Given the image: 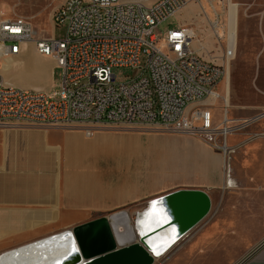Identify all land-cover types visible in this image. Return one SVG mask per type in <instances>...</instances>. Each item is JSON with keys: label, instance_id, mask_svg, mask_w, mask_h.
<instances>
[{"label": "built area", "instance_id": "built-area-1", "mask_svg": "<svg viewBox=\"0 0 264 264\" xmlns=\"http://www.w3.org/2000/svg\"><path fill=\"white\" fill-rule=\"evenodd\" d=\"M185 5V0L151 5L65 0L53 14V23L64 32L61 39L39 38L29 21L0 14V60L19 56L22 44L33 43L38 55L62 71L58 88L51 91L23 89L0 76V128L76 130L87 138L100 131L191 136L222 155L229 176L235 152L229 137L264 113L237 123L225 110L220 123H214L203 104L225 99L217 93L224 66L195 50L198 35L192 29H170L159 44L160 25ZM118 68L135 69L138 76L117 82Z\"/></svg>", "mask_w": 264, "mask_h": 264}, {"label": "crops", "instance_id": "crops-1", "mask_svg": "<svg viewBox=\"0 0 264 264\" xmlns=\"http://www.w3.org/2000/svg\"><path fill=\"white\" fill-rule=\"evenodd\" d=\"M49 1L33 16L17 18L29 21L35 31L34 22L38 15H46V23H52L54 11L65 0ZM122 1L151 5L156 0ZM231 2L236 7L237 58L241 54L249 81L253 65L258 61L264 62V0ZM5 6L0 4V14L12 19L8 17ZM35 56L44 58L37 53ZM49 74L51 76V68L47 65L44 75L47 77ZM233 85L232 73L228 77L226 74L224 95L227 98ZM256 88L264 95V83ZM262 105L258 103L252 108L264 109ZM251 134L256 135L251 139L248 135H233L228 139L231 147L243 144L235 149L234 169L230 159L228 177L233 181L227 184L222 155L191 136L177 135L183 139L190 154L187 171L169 178L151 179L146 177L140 163V153H135L138 148L133 149L135 160L128 148L117 157L102 150H86L107 138L136 137L130 132L100 131L87 138L84 132L76 130L0 128V258L9 251L27 247L57 233L73 231L102 217L109 218L120 212L126 213L128 218L140 216L149 207V202L179 190L203 191L212 204L225 202L227 186H233L234 182V189L238 188L245 176H248L250 184L251 203L248 208L251 209L248 212L253 218L251 222H258L255 229L264 232V133L260 134L256 129ZM237 209L242 213L241 206ZM207 219L188 234L205 224ZM260 239L262 242L252 247L260 246L264 235ZM244 264H264V246Z\"/></svg>", "mask_w": 264, "mask_h": 264}, {"label": "rangeland", "instance_id": "rangeland-1", "mask_svg": "<svg viewBox=\"0 0 264 264\" xmlns=\"http://www.w3.org/2000/svg\"><path fill=\"white\" fill-rule=\"evenodd\" d=\"M48 1L0 0V4L4 3L6 5L4 9L7 10L8 17L17 19V16H33ZM57 2L55 3L57 4ZM185 2L186 5L176 17L160 25L157 31L160 39L159 44H163V37L170 29H175L178 26L192 29L198 35L194 46L199 48L204 45L205 49L202 55L207 59H215L216 63L223 65L225 77L226 71L227 77L232 73L234 85L229 98L224 95V78L217 89V93L225 99L211 98L203 104L211 109L214 123H220L225 110L228 111L230 119L237 123L248 121L259 114H263L264 109L256 110L252 106L258 103L264 104V97H262L264 95L256 88L261 87L264 83V62L258 61L253 65L251 79L248 81L246 78L247 72L244 71L245 68L242 65L241 54L237 58L235 52V58L232 59L227 56L229 46L227 37V25H229L228 4L229 2L232 3L231 0H200L199 2L197 0H185ZM36 19L38 20L34 24L39 38L61 39L63 37V30L56 27L53 22L46 23V15H38ZM217 22L218 28L214 30L217 31L218 29L219 36H215L211 26L212 23ZM235 36L237 42V34ZM35 53L33 43H24L21 45L19 56L13 57L12 60H0V76L3 81L6 78L11 81L10 85L31 91L57 89L62 79L61 69L50 58L39 59L35 56ZM257 58L255 57V59ZM47 65L51 68V76L49 74L46 77L44 69L47 68ZM114 74L117 82H126L137 77L138 71L118 68L114 70ZM246 82L250 86L246 85ZM42 84L45 85L40 88ZM256 123L243 128L235 136L248 135L251 139L256 135L251 134L256 129L260 134L264 133V120ZM130 135H136V137L107 138L96 145L88 146L86 150L92 152L102 150L108 152L110 156L117 157L120 152L128 148L133 160L136 159L135 153H140V163L144 168L146 177L151 179L156 177L169 178L184 174L187 171L190 154L187 152V146L181 137L167 133L130 132ZM242 144H234L235 149ZM134 148H138L135 149V153H133ZM234 157L233 154L231 156L233 169L235 166ZM224 172H226L225 169ZM225 175L227 184H229L232 179L228 177L227 173ZM232 184L233 186H227L229 189L225 191L227 194L225 202H214L213 204L211 202V210L205 224L185 236L168 255L154 260L153 264H238L255 249L252 246H257L262 242L260 238L264 235V232L255 229L258 222H251L253 218L248 212L251 209L248 208L251 203L248 176L244 177L243 183H239L238 188L234 189L235 183L232 182ZM244 187L246 189H243ZM240 206L242 207V213L240 209L239 211L237 209ZM148 210L149 207H147L144 214L140 215L139 222L145 218ZM255 212L257 211L255 210ZM135 218V216L129 217L131 224Z\"/></svg>", "mask_w": 264, "mask_h": 264}, {"label": "bare ground", "instance_id": "bare-ground-1", "mask_svg": "<svg viewBox=\"0 0 264 264\" xmlns=\"http://www.w3.org/2000/svg\"><path fill=\"white\" fill-rule=\"evenodd\" d=\"M198 2L200 0H197ZM228 33L229 46L227 51L228 58H235L236 52V24L235 13L236 7L233 3L228 4ZM233 16H230V15ZM213 27V23L211 25ZM214 26H217L216 23ZM193 31V30H192ZM194 32V31H193ZM195 33V32H194ZM219 36V31L215 32V36ZM195 39H193V46L195 45ZM195 48L198 53L202 54L204 49ZM227 74V71H226ZM6 84H11L10 80L4 78ZM220 95V94H219ZM221 96V95H220ZM264 119V114L260 116ZM243 123V122H238ZM170 197L168 195L151 201L148 205L149 210L145 218L140 221L138 231L140 234H136L138 238H142L145 244H147L150 253L156 259L165 257L175 247L184 236H181L184 231V222L172 225L168 224L170 221L180 216L175 207L170 210V215H164L165 208L170 205ZM163 214V216H162ZM162 216V218H161ZM157 217V218H156ZM207 218V217H206ZM204 220V219H203ZM128 217L115 216L114 222L120 226H127ZM158 221V222H153ZM125 223V224H124ZM122 231L120 236L121 242L123 240H132V234L124 227H119ZM137 231V230H136ZM137 233V232H136ZM0 264H99V260L87 261L81 256L80 250L77 247L72 231H66L51 235L45 239H42L36 243H33L27 247L15 249L5 253L0 260Z\"/></svg>", "mask_w": 264, "mask_h": 264}, {"label": "water", "instance_id": "water-1", "mask_svg": "<svg viewBox=\"0 0 264 264\" xmlns=\"http://www.w3.org/2000/svg\"><path fill=\"white\" fill-rule=\"evenodd\" d=\"M167 195L171 201L168 207H164L165 213L163 214L168 216L171 214L172 207L176 208L180 216L168 224L175 225L184 222L185 232L181 236L193 230L210 213L211 200L203 191L179 190ZM117 215L128 217L126 213L120 212L109 218L102 217L73 229L72 235L83 259L87 261L99 260V264H153L155 258L150 253L147 244L136 235L140 234L138 231L140 216H137L132 224L128 218L127 224L124 223L127 226H120L114 222V217ZM119 227L128 230L133 239L131 241L125 239L121 242L122 231ZM140 236L142 235L140 234ZM263 246L264 242L238 264H244Z\"/></svg>", "mask_w": 264, "mask_h": 264}]
</instances>
